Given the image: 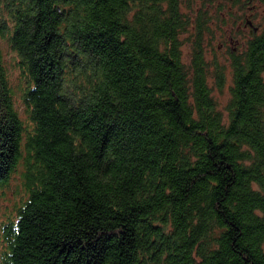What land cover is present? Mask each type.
Here are the masks:
<instances>
[{
	"label": "trees",
	"instance_id": "1",
	"mask_svg": "<svg viewBox=\"0 0 264 264\" xmlns=\"http://www.w3.org/2000/svg\"><path fill=\"white\" fill-rule=\"evenodd\" d=\"M255 1L0 0L29 123L0 50V264H264V31L224 45L226 117L204 47Z\"/></svg>",
	"mask_w": 264,
	"mask_h": 264
},
{
	"label": "rangeland",
	"instance_id": "2",
	"mask_svg": "<svg viewBox=\"0 0 264 264\" xmlns=\"http://www.w3.org/2000/svg\"><path fill=\"white\" fill-rule=\"evenodd\" d=\"M221 1V0H218ZM242 1V0H241ZM197 6L201 4V0H196ZM226 8H223L222 14L225 12V10H228L229 4L226 3ZM232 9V8H231ZM186 10V9H185ZM210 14H214V11L211 9L209 10ZM234 17L226 16V20L224 18H221L220 22L218 24L211 22L210 26L212 29V37L210 38L209 34H206L205 36V55L206 57L211 61L213 58L216 59L217 63L227 65L225 71L226 81L224 83V86L222 90L217 89L213 85V80L211 77L208 78V86L212 90V96L214 97L217 107L219 110L222 111L223 115L226 117V105L227 101L229 99L230 93H229V85H230V67H229V61L227 60V54L225 53V47L221 46L222 43L226 42L228 40V35H232L234 38L238 39L237 44L229 43L228 45L231 47L239 48L241 51V42L245 39L243 37V34L248 33V27L246 29H242V33H236L238 32L237 26H243L244 18L246 16L250 17L251 23L249 25L248 21L246 24H248L251 27V30L255 31L257 30V33H260L264 31V4L255 1L253 4H246L244 7L239 8L238 6H234L232 9ZM6 17V13L4 9L0 10V22L2 21V18ZM224 17V16H223ZM225 20V21H224ZM249 20V19H248ZM214 26H213V25ZM258 26L257 27H255ZM1 27V26H0ZM190 28L180 35V39L183 42L181 46L182 50V59L183 61L189 60V54H190V38H191V30L192 25L189 26ZM249 27V28H250ZM241 29V28H240ZM244 38V39H243ZM241 48V49H240ZM0 50L3 55V64L6 70L8 82L12 88V100L13 105L20 117L22 119V122L25 124L24 127L29 128V123L26 120V113H25V107L21 100V90L24 86V77L19 65V58L16 54V52L10 47L8 43V39L6 38V35L4 34L1 36L0 33ZM21 165V164H20ZM21 167H18L16 172L12 175L10 182L7 187H5L1 193H0V225L8 219L9 216H12V213L14 211V207L19 203L20 197L22 194V186H21ZM4 247V242L2 239V236L0 234V252L2 251Z\"/></svg>",
	"mask_w": 264,
	"mask_h": 264
},
{
	"label": "flooded vegetation",
	"instance_id": "3",
	"mask_svg": "<svg viewBox=\"0 0 264 264\" xmlns=\"http://www.w3.org/2000/svg\"><path fill=\"white\" fill-rule=\"evenodd\" d=\"M246 16V15H245ZM250 20V19H249ZM247 21H248V18L246 19V21H245V23L243 24V26H237V29L239 30L240 28H241V30L242 29H246L247 27H248V32H251L252 30H251V27L248 25V24H246L247 23ZM251 21V20H250ZM250 27V28H249ZM234 42V43H233ZM237 42H238V39H236V38H234L232 35H228V40L223 44H221V46H224V45H228L229 43H233V44H237ZM234 48L235 47H233V46H231L230 47V50H234Z\"/></svg>",
	"mask_w": 264,
	"mask_h": 264
},
{
	"label": "water",
	"instance_id": "4",
	"mask_svg": "<svg viewBox=\"0 0 264 264\" xmlns=\"http://www.w3.org/2000/svg\"><path fill=\"white\" fill-rule=\"evenodd\" d=\"M248 23L250 24V23H251V21H250V20H248Z\"/></svg>",
	"mask_w": 264,
	"mask_h": 264
}]
</instances>
